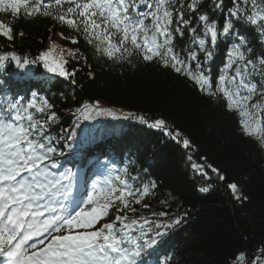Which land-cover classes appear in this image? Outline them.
I'll use <instances>...</instances> for the list:
<instances>
[{"label": "snow or ice", "instance_id": "obj_1", "mask_svg": "<svg viewBox=\"0 0 264 264\" xmlns=\"http://www.w3.org/2000/svg\"><path fill=\"white\" fill-rule=\"evenodd\" d=\"M0 13L51 18L77 33L107 61L133 67L138 62L155 63L171 69L201 93L224 100L225 107L238 115L242 133L264 151V82L256 79L264 77V50L253 51L255 42L264 46V0H229L227 4L225 0H0ZM12 23L0 19V37L9 42L14 40ZM241 25L247 27L241 31ZM186 34L187 42L178 46L177 40H184ZM222 39L230 44L225 71L216 81L209 64ZM78 42L71 38V43ZM9 59L18 67L42 61L49 73L72 84L78 69L69 67L70 62H87L79 49L66 50L55 43L31 61L6 51L0 55V64ZM53 107L47 98L35 94L30 99L4 97L0 102V256L8 257V264H141L181 225L186 213L176 214L169 222L141 215L139 208H151L146 201L158 186L152 180H141L136 186L139 177L127 168L114 179L93 181L90 192L85 179L84 191L77 196L79 177L71 169L59 170L62 165L56 157L64 155L63 145L48 134L60 119ZM101 115L137 120L186 150L194 147L165 118L118 114L98 102L76 109L73 128L80 129L81 122ZM81 135L88 142V130L81 129ZM66 136L69 149L82 147L75 130ZM187 159L191 162L193 157ZM190 166L205 180H211L209 172L220 181L227 180L210 163ZM211 187L206 184L199 191L208 193ZM227 188L238 203L249 200L237 183H228ZM152 215L165 218L169 211ZM257 251L254 256L240 251L230 264H264V247ZM171 259L166 255L165 264Z\"/></svg>", "mask_w": 264, "mask_h": 264}, {"label": "trees", "instance_id": "obj_2", "mask_svg": "<svg viewBox=\"0 0 264 264\" xmlns=\"http://www.w3.org/2000/svg\"><path fill=\"white\" fill-rule=\"evenodd\" d=\"M0 19L13 22L14 34L12 42L0 37V55L15 51L22 61H31L55 43L66 50L79 49L86 58V63L70 62L69 67L78 69L75 84L49 73L39 60L25 67H18L11 59L0 64V102L4 97L30 99L35 94L47 98L59 114V121L48 129V134L63 145L64 155L56 157L62 165L59 170L71 169L84 187L85 179L87 184L98 175L114 179L127 168L139 177L136 186L141 180L155 181L158 186L146 201L151 208H139L141 215L169 222L176 214L186 213L181 225L143 257L141 264H165L166 255L172 258L167 264H230L240 251L249 256L259 254L257 250L264 247V151L255 139L242 133L238 115L225 107L224 100L208 97L190 80L155 63L138 62L133 67L107 61L77 33L51 18L0 13ZM246 27L241 25V31ZM72 37L79 42L71 43ZM187 40L186 34L177 45L182 47ZM229 44L222 39L209 64L213 80L218 81L225 71ZM262 50L264 46L259 42L253 44L254 54ZM256 79L264 82V77ZM96 102L118 114L133 112L165 118L194 147L186 150L163 132L122 117L94 116L81 122L80 129H74L76 109ZM81 129L90 133L88 142ZM72 130L77 132L82 147L69 149L65 143L66 133ZM188 155L193 157L191 162ZM205 162L219 168L227 180L220 181L211 172V180H205L190 166ZM233 182L249 197L248 201L241 204L233 198L227 188ZM206 184L212 185L210 191L201 193L199 188ZM163 201L168 202L167 206ZM162 210L169 211V217L152 215Z\"/></svg>", "mask_w": 264, "mask_h": 264}, {"label": "rangeland", "instance_id": "obj_3", "mask_svg": "<svg viewBox=\"0 0 264 264\" xmlns=\"http://www.w3.org/2000/svg\"><path fill=\"white\" fill-rule=\"evenodd\" d=\"M98 180L103 181L102 178H99ZM91 184H92V183H91ZM91 184H90V186H89V188H88V191H89V192L91 191ZM0 264H7V263L5 262V258H4V256H0Z\"/></svg>", "mask_w": 264, "mask_h": 264}]
</instances>
